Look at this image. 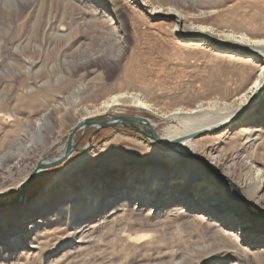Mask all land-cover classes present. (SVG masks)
I'll return each mask as SVG.
<instances>
[{"label": "bare ground", "instance_id": "bare-ground-1", "mask_svg": "<svg viewBox=\"0 0 264 264\" xmlns=\"http://www.w3.org/2000/svg\"><path fill=\"white\" fill-rule=\"evenodd\" d=\"M35 1L17 0L13 10L21 13ZM60 1L50 0L48 6L41 3L42 16L38 21L42 25L36 32L39 40H44L47 33L63 31L66 24L56 26V32L51 29L52 19L60 15L58 8L63 6ZM98 1L106 11L111 2L121 10L129 6L139 9L151 20L172 18V37L188 43L198 41L197 49L216 55L221 61H231L239 84L230 89L213 81L208 92L165 107L125 84L123 89L116 88L118 91L95 104L75 95L66 98L62 92L47 95L44 88H34L38 86L36 80L26 83L16 97L4 95L0 99V144L18 145L20 150L0 154V169L10 159L17 164L36 146L30 141L23 147L19 143L25 129V134L33 138L47 126L44 134L47 141L64 129H71L72 133L89 121L88 117L118 105L148 110L169 122L161 136L156 133V139L148 140L144 135L149 130L155 133V123L139 117L137 121L143 123L146 134L119 129L100 145L91 149L86 146L84 150L88 151L53 176L50 186L38 198L25 204V195H20L14 202L3 204L0 240H6L0 244V259L8 263L22 248L28 250L33 243L37 245L42 230L39 223L50 228L54 216L59 223L64 217V223L87 235L86 226L94 218L100 220L128 207L131 218H138L145 211L154 215L172 212L182 221L207 226L217 238L211 254L216 260L214 264H264V214H251L248 208L264 213V27L247 31L245 23H239L236 29L191 25L185 23V13L175 2L161 6L153 0ZM73 3L78 8L87 6L83 0ZM213 11L204 9L200 14ZM255 13L259 23L264 24V8H255ZM29 16L26 15L24 22L31 21ZM108 23L116 29L119 38L122 35L118 27L124 36L116 18L109 16ZM30 68H26L27 76L33 73ZM22 107L29 110L26 112ZM190 156L192 159H186ZM47 163L37 165L34 171ZM207 165L219 167L226 181L210 172ZM84 168L88 171L77 180L74 175L82 173ZM8 171L9 176L0 180V184L11 181ZM114 171L116 174H107ZM64 188L67 190L58 194ZM219 206L227 210L226 214L217 211ZM225 215L228 221L223 220ZM10 226L14 227L4 236L1 229Z\"/></svg>", "mask_w": 264, "mask_h": 264}, {"label": "rangeland", "instance_id": "rangeland-1", "mask_svg": "<svg viewBox=\"0 0 264 264\" xmlns=\"http://www.w3.org/2000/svg\"><path fill=\"white\" fill-rule=\"evenodd\" d=\"M83 1L87 2V6L78 8L73 5V0H61L63 6L58 8L60 15L52 19L51 29L56 32V26L58 28L66 24L62 27L63 31L59 34L47 33L44 40H39L36 32L42 25L38 21L42 16L41 3L48 6L50 0H37L27 5V10L24 9L21 13L13 10L16 9L17 0H0V99L4 95L12 98L26 83L36 80L38 86L34 88H44L47 95L62 92L66 98L75 95L79 99H88L86 102L89 104H95L125 84L140 90L145 97L156 100L158 105L165 107L191 101L196 95L208 92L213 81L223 83L222 86L226 88L230 86V89L239 84V78L231 68V61H221L216 55L197 49L198 41H194V44L172 37V18L163 21L151 20L139 9L129 6L121 10L111 5V2L107 6V12L99 6L98 0ZM169 2H175L179 6L177 7L185 13V23L191 25L236 29L239 23H245L247 31L264 27L255 13V8H264V0H153L155 5L161 6H167ZM204 9L214 11L200 14ZM26 15H30V22H24ZM109 16L116 18L124 29L123 36V31L118 27L121 38L108 23ZM26 68H30L33 73L27 76ZM47 85L49 86L45 87ZM22 108L26 112L29 110ZM116 116L133 117L134 120L121 122ZM139 117L154 121L153 129L159 136L169 122L148 110L131 105L114 106L87 119L92 122L116 119L115 124L100 127L97 131L93 124L80 126L72 137L73 150L64 158L62 156L65 154L71 129L61 130L59 135L47 141H44L47 126L33 138L25 134V129L19 143L23 147L30 141L36 146L33 150H28V154L23 153L21 156L26 154L25 158L17 164L10 159L0 169V180L9 176L8 169L11 171V181L0 184V208L18 195L20 186L26 182L37 165L49 162L46 167L37 170L30 181L24 193L25 204L43 194L50 186L51 178L63 168L88 149L100 145L119 129L142 135L144 127L142 122L137 121ZM145 136L148 140L151 138L149 135ZM86 145H89L86 150L77 149ZM17 147L18 145L4 142L0 144V154L20 148ZM186 159L192 158L190 156ZM207 167L210 172L226 181L219 167ZM87 171L84 168L82 173L74 176L78 180ZM107 174H116V171ZM71 180L76 181L72 178ZM66 190L64 188L58 194ZM233 191L239 193L237 188ZM245 206H249L248 202ZM248 208L251 214H264L252 207ZM128 209L122 207L103 219L94 218L92 221L96 224L89 222L88 227L86 226L89 229L87 235H82L73 225L64 223V217L62 223H59L54 216L50 228L40 222L39 229L42 230L37 245H30L27 255L28 250L22 248L23 251L21 249L19 253L13 254L8 263H215L216 260L211 254L216 248L213 243L217 242V238L214 233H210L207 226L182 221L172 212L154 215L145 211L138 218H131ZM217 211L224 215L227 210L219 206ZM223 220L228 221V217L225 215ZM12 227L14 226L1 229L4 236ZM4 240L6 239H1L0 244ZM222 242L225 243L223 240ZM8 263L0 259V264Z\"/></svg>", "mask_w": 264, "mask_h": 264}, {"label": "water", "instance_id": "water-1", "mask_svg": "<svg viewBox=\"0 0 264 264\" xmlns=\"http://www.w3.org/2000/svg\"><path fill=\"white\" fill-rule=\"evenodd\" d=\"M116 118L120 119L121 122H123L124 120H127V121H129V122H131V121L134 120L133 117H128V116H116ZM92 124L96 126L95 131H97L100 127H106V126H108V125H114L115 122L112 121V120H110V119L99 120V121H95V122H92V121H86L85 124H84V126L87 127V126L92 125ZM79 127H80V126H79ZM79 127H77V128H79ZM77 128H76V129H77ZM75 131H76V130H74V131L69 135L68 145H67V147H66V151H65L64 156H62L63 158H64V157H67L69 154H71V152H72V150H73V148H72L73 146H71V137L73 136V134H74ZM147 134H148L152 139H156V138H157V136L155 135V133H154L152 130H149V132H148ZM88 144H89V141H88ZM74 146H75V145H74ZM86 146H87V145H86ZM86 146H84V147H78L77 149L83 151V150L86 148ZM47 165H48V163L45 164V165L43 166V168L46 167ZM36 172H37V171H33V172L30 174V176L28 177L27 181H26V182L24 183V185L20 188V191H19L18 195H17L14 199H12L11 201H9L8 203H10V202H14V201L17 199L18 196H20V195H24V193H25V191H26V189H27V187H28L30 181L32 180V178H33V176L35 175ZM2 204H3V203H2Z\"/></svg>", "mask_w": 264, "mask_h": 264}]
</instances>
